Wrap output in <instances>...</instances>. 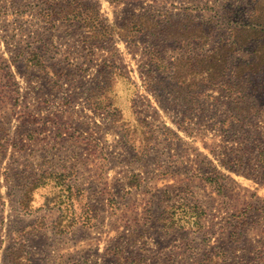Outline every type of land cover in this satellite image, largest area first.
<instances>
[{
    "label": "rangeland",
    "instance_id": "rangeland-1",
    "mask_svg": "<svg viewBox=\"0 0 264 264\" xmlns=\"http://www.w3.org/2000/svg\"><path fill=\"white\" fill-rule=\"evenodd\" d=\"M59 10L72 19L57 20ZM258 21L264 0H0V264H12L16 245L27 264H264ZM114 66L122 76L103 87ZM125 78L154 133L141 161L132 147L140 126L126 141L86 101L102 85L103 103L119 107ZM49 171L73 172L90 225L30 231L56 216L21 204ZM132 172L138 188L126 184ZM166 190L176 225L162 216Z\"/></svg>",
    "mask_w": 264,
    "mask_h": 264
},
{
    "label": "trees",
    "instance_id": "trees-1",
    "mask_svg": "<svg viewBox=\"0 0 264 264\" xmlns=\"http://www.w3.org/2000/svg\"><path fill=\"white\" fill-rule=\"evenodd\" d=\"M86 14H90L89 9L85 8ZM87 16V15H86ZM91 16V15H90ZM88 16V17H90ZM56 19L62 21H70L72 17L68 16V13H61V10L56 12ZM92 21H95L94 19ZM129 24H134V26L138 25L137 22H130ZM264 24V22H256L255 26H259ZM86 26H93L91 22H88ZM86 26L83 27L84 36L87 41L89 38ZM251 30L254 28L250 27ZM110 31V30H109ZM126 42H130V39H123ZM30 60L28 62L36 66L38 64L35 63L38 58V53L32 52L30 55ZM40 67V66H36ZM110 70V71H109ZM108 80L105 81L103 87H107L111 83V78L118 74L119 71L114 66L112 68L108 67ZM118 72V73H117ZM122 76V74H118ZM125 83L123 86H119L117 88V93L124 98V101L120 103L119 107L110 103H103L100 98V95L97 94V88H102V85H99L95 91H93L90 95L86 97L87 104L89 107L98 112H108L111 118V123L115 127H118L122 133V136L126 141H129V137L132 136L134 126H140V139L138 144L133 145L134 150V159L136 161L143 160L149 153L151 148V143L154 137V133L150 126L143 122V120L137 115L135 111V107L133 104V97L136 93L138 87L129 79L125 78ZM108 84V85H107ZM224 85V84H220ZM127 94L129 95L128 98ZM129 122L126 126H122V122ZM132 122V123H131ZM134 126L132 127V125ZM4 146L3 140H0V148ZM263 150L258 152V162L263 165L264 159ZM73 172H42L40 173L26 188L23 193V197L21 200L22 208L27 213L38 214L39 212H51L55 211L56 216L52 221L46 223L43 217H38L35 219L34 223L30 226V231L42 230L45 227H49L51 230L55 232H67L69 229L77 224L82 226H88L94 219V215L89 203V197L85 191V189L77 184L72 183ZM142 183V178L138 173H130L127 177L126 184L131 187L138 188ZM162 200L163 214L165 216L167 212L170 213L169 217L164 218L165 225L174 224L175 221H178L175 218V211L178 209V202L175 201L173 203L172 194L169 191H164L160 196ZM193 208V207H192ZM167 211V212H165ZM160 217V220L163 217ZM174 216V218H173ZM163 224V223H162ZM165 227V226H164ZM14 251V254H13ZM24 250L16 245L12 250L11 254L13 256L14 264H27V255ZM12 259V258H11ZM120 261L122 258L120 257ZM133 261V260H131ZM12 262V264H13ZM137 262V261H136ZM132 263V262H131Z\"/></svg>",
    "mask_w": 264,
    "mask_h": 264
}]
</instances>
